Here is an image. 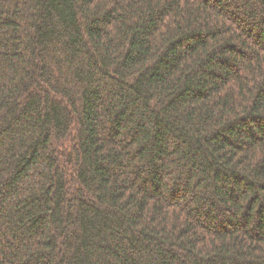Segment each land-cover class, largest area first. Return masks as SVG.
I'll return each mask as SVG.
<instances>
[{
  "label": "trees",
  "instance_id": "1",
  "mask_svg": "<svg viewBox=\"0 0 264 264\" xmlns=\"http://www.w3.org/2000/svg\"><path fill=\"white\" fill-rule=\"evenodd\" d=\"M0 264H264V0H0Z\"/></svg>",
  "mask_w": 264,
  "mask_h": 264
}]
</instances>
